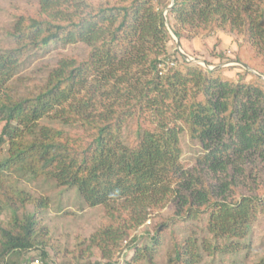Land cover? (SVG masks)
<instances>
[{
  "label": "trees",
  "instance_id": "16d2710c",
  "mask_svg": "<svg viewBox=\"0 0 264 264\" xmlns=\"http://www.w3.org/2000/svg\"><path fill=\"white\" fill-rule=\"evenodd\" d=\"M170 4L39 0L36 12L14 19L15 44L0 47V148L8 144L0 202L10 212L2 219L0 204V264L29 261L23 254L35 249L47 260L52 246L39 241L37 228L48 201L16 198L7 180L14 175L51 180L76 189L87 206H103L106 222L84 240L78 264H159L170 222L203 217L211 239L175 241L168 264L247 248L242 240L264 209V80L240 66L190 62L174 37L183 48L196 37L240 36L259 60L234 59L264 76V0H174L169 29ZM78 44L82 57L61 55L39 84L20 92L14 80L32 53ZM232 69L236 79L227 75ZM183 130L201 148L188 168Z\"/></svg>",
  "mask_w": 264,
  "mask_h": 264
},
{
  "label": "rangeland",
  "instance_id": "374dc122",
  "mask_svg": "<svg viewBox=\"0 0 264 264\" xmlns=\"http://www.w3.org/2000/svg\"><path fill=\"white\" fill-rule=\"evenodd\" d=\"M38 1L39 0H0V47H9L15 44L12 37L8 34L12 29L14 19L21 13L36 12L38 10ZM167 2H169V0H163V3L166 4ZM169 6H167V8ZM165 17L167 18V16ZM174 38L176 41L178 40L176 37ZM219 39H221V42H218ZM183 45V48L181 47L182 50L191 58L195 59L194 63L202 64L203 66H205L204 63H210L211 69L214 67H231L233 65L247 69L245 67V65L248 66L247 63L243 64L234 59V57L237 56H240L249 63L259 60L253 58L255 54L247 50V47L244 46L243 38L240 36L236 37L233 35L216 33L205 38L196 37L192 40H184ZM85 50L86 48L80 44L67 46L58 45L56 48H51L48 51H37L35 56L34 53H32V57L26 60L22 70L17 74V79L14 80V83L16 81L19 82V84L15 85L20 87V92L30 90L42 81L48 73L49 68L56 64L61 55L69 54L82 57ZM220 57L225 58L224 63L219 64V62L222 61ZM229 58H233L234 60L226 62ZM262 63L264 64V61H262ZM250 69L254 70L253 68ZM236 70L237 69H232L227 71L228 77H234L236 79L239 69ZM249 71L252 72L251 70ZM260 78L264 80V76ZM1 125L2 124H0V128ZM180 140L183 149V165L187 168L191 167L201 153L200 145L198 142H194L189 138L186 130L181 132ZM1 143L0 159L8 149V144L5 141ZM7 180L11 182V187L16 198L20 199L21 194L24 192L27 196H31L32 198H43L48 201L46 207L39 213L37 221V228L44 229V233H41L42 231L39 233V241H51L52 243V246H46L50 253L46 261H48L49 264H65V261L69 260L73 264H78V261L81 260L78 259L81 250L85 251L88 249V244L84 242V240H88V238L106 222L103 206H87L76 189L57 186L51 180L35 178L25 179L23 176L19 175L9 176ZM0 204L4 206L3 211H1L0 207V211L3 213V215H1L2 219L5 221L9 220L10 212L7 210L8 208L2 202H0ZM18 205L20 206L19 203ZM28 209L32 210L33 207L30 206ZM172 211V206H169L160 213L166 217L171 215ZM20 214H22L21 210ZM150 222L151 219L147 220L145 225H149ZM207 225L208 221L206 217L202 219H188L187 221L174 220L170 222L161 240V250L160 254L157 256L159 264H168L175 250V241L179 242L180 245L191 235L200 240L211 239V234ZM142 231L144 230H139V232ZM145 241V237H141L138 245L142 246ZM242 242L247 244V248L243 249L244 251L235 254L217 255L215 257L205 253L200 257L201 260L198 264L256 263L260 257L264 255V209L257 216L250 235L243 239ZM93 251V260H100L101 255L99 251ZM38 256L41 257L39 251L36 249L26 251L23 254L24 259H31L32 257ZM127 258H130V255H125V259Z\"/></svg>",
  "mask_w": 264,
  "mask_h": 264
},
{
  "label": "water",
  "instance_id": "95a60500",
  "mask_svg": "<svg viewBox=\"0 0 264 264\" xmlns=\"http://www.w3.org/2000/svg\"><path fill=\"white\" fill-rule=\"evenodd\" d=\"M173 4H174V0H171V4H170V6H169L168 8H166L165 11H164V16H166V14H167V12H168V9L171 8V6H172ZM165 20H166V17H165ZM166 25H167V27L170 29V26H169L167 20H166ZM170 31H171V30H170ZM171 33H173V32L171 31ZM177 49L180 50V52L183 54V56H184L188 61L195 62V59L191 58L189 55H187V54L185 53V51L182 50L181 45H180V42H179L178 40H177ZM204 65H205L206 67L212 68L210 65H208V64H206V63H204ZM245 67H246L247 69L251 70L253 73L257 74L259 77H263L261 74H259V73H257L256 71L250 69V67H248V66H246V65H245ZM214 68H215V67H214ZM216 68H217V67H216Z\"/></svg>",
  "mask_w": 264,
  "mask_h": 264
},
{
  "label": "built area",
  "instance_id": "2783aa9c",
  "mask_svg": "<svg viewBox=\"0 0 264 264\" xmlns=\"http://www.w3.org/2000/svg\"><path fill=\"white\" fill-rule=\"evenodd\" d=\"M22 264H49L48 261L43 259L42 257H32L29 261H25Z\"/></svg>",
  "mask_w": 264,
  "mask_h": 264
},
{
  "label": "clouds",
  "instance_id": "9594fccd",
  "mask_svg": "<svg viewBox=\"0 0 264 264\" xmlns=\"http://www.w3.org/2000/svg\"><path fill=\"white\" fill-rule=\"evenodd\" d=\"M22 264V263H21Z\"/></svg>",
  "mask_w": 264,
  "mask_h": 264
}]
</instances>
